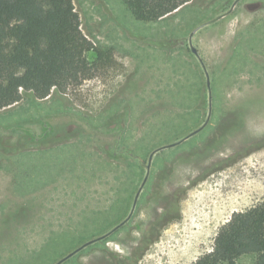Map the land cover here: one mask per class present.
<instances>
[{
    "label": "rangeland",
    "instance_id": "1",
    "mask_svg": "<svg viewBox=\"0 0 264 264\" xmlns=\"http://www.w3.org/2000/svg\"><path fill=\"white\" fill-rule=\"evenodd\" d=\"M232 1L189 0L145 23L120 0H72L106 58L87 55L103 66L78 87L0 110V264H104V246L129 255L174 207L137 264H193L233 212L264 200V36L251 32L264 14L245 7L264 0L211 23ZM209 94V126L191 135ZM142 184L121 230L62 260L124 219Z\"/></svg>",
    "mask_w": 264,
    "mask_h": 264
},
{
    "label": "trees",
    "instance_id": "2",
    "mask_svg": "<svg viewBox=\"0 0 264 264\" xmlns=\"http://www.w3.org/2000/svg\"><path fill=\"white\" fill-rule=\"evenodd\" d=\"M120 1L133 19L145 23L157 22L189 2ZM80 26L72 0H0V110L25 95L44 100L52 92L78 87L94 76L103 65H96L87 55L97 52L99 59L106 56L97 51ZM178 216L175 207L173 213H161L127 256L104 246V264H137L161 229ZM244 255H252L254 264H264V200L233 212L218 228L212 249L193 264H236Z\"/></svg>",
    "mask_w": 264,
    "mask_h": 264
},
{
    "label": "flooded vegetation",
    "instance_id": "3",
    "mask_svg": "<svg viewBox=\"0 0 264 264\" xmlns=\"http://www.w3.org/2000/svg\"><path fill=\"white\" fill-rule=\"evenodd\" d=\"M190 1H194V0H190ZM230 0H225V3L227 2H229ZM242 0H233L232 1V3L230 4V7H229V9H227L226 11H224V12H222L221 14H219L217 17H214V18H210V20H211V23H213V24H217V23H219V22H221V20H223V19H225V18H227L228 16H230L231 14H232V12L234 11V9L236 8V6H237V4H239L240 2H241ZM245 7L247 8V9H249V10H251L252 11V13H255V14H258L259 12H261V13H263L264 14V2H262V1H258V2H248L246 5H245ZM209 20V21H210ZM255 25L253 24V26H254V29H255V31L256 32H258V29H260V28H263L264 27V15H262V17L260 18V19H257L256 21H255ZM197 30V29H196ZM195 30V31H196ZM235 47V45L232 47V48H234ZM193 49V50H192ZM190 52L194 55V57H196V59H197V61H198V63H199V67H200V71L203 73V75H204V77H205V87H206V89L208 90V86L209 85H211L210 84V78H209V75H208V73L206 72V65H204V63L202 62V60H201V57H199V55L197 54L198 53V51H196V49L194 48V47H190ZM200 58V59H199ZM263 61V60H262ZM201 73V74H202ZM208 97H209V101H210V103H209V110H208V112L206 111V116H205V120H204V122H202L201 123V125H200V127H198V128H195V130L193 131V133L191 134V135H193V134H195V133H198L200 130H202V129H204L205 127H208L209 125H208V120H209V118H211V114H212V104H211V98H210V94L208 95ZM88 114H89V112H87ZM77 114H78V116L81 118V119H83V121H84V123H86L87 124V122H86V119H87V116H86V114L85 113H82V112H80V111H77ZM82 115V116H81ZM84 116V117H83ZM88 125V124H87ZM220 125H221V122H219V125H218V127H220ZM89 126V125H88ZM111 126V125H110ZM107 129H110V127H108ZM78 131V130H77ZM189 137V136H188ZM188 137H186L185 139H187ZM74 139V138H73ZM184 139V140H185ZM157 151V150H156ZM156 151H154V152H156ZM143 187H144V184H142V186L137 190V197H136V199H135V201L137 200V198H138V196H139V194L141 193V191H142V189H143ZM155 193H156V191H155ZM133 212V211H132ZM131 212V214L129 213L124 219H122L121 221H119L118 223H116L112 228H111V230L108 232V235H106V236H104L103 238H106L107 236H109V235H114V234H116L119 230H121L129 221H130V219L132 218V215H133V213ZM103 238H101V239H103ZM101 239H99V240H101ZM96 241H98V240H96ZM93 243V242H92ZM92 243H90V244H92ZM90 244H87V245H85L84 247H82L78 252H76L77 254L82 250V249H84L86 246H89ZM73 256H75V255H73Z\"/></svg>",
    "mask_w": 264,
    "mask_h": 264
},
{
    "label": "crops",
    "instance_id": "4",
    "mask_svg": "<svg viewBox=\"0 0 264 264\" xmlns=\"http://www.w3.org/2000/svg\"><path fill=\"white\" fill-rule=\"evenodd\" d=\"M180 10H181V9H179L178 11H175V12L172 13V14H175V13L177 14ZM172 14H170V15H168V16H166V17L160 19V20H163V19H165V18L171 16ZM160 20H159V21H160ZM214 25H215V24H214ZM214 25H213V26H214ZM213 26H212V27H213ZM197 32H199V29H197L194 33L196 34ZM251 32L254 33V34H256V35H259V36H260V35H263V36H264V27L258 29V32H256L255 29H253ZM194 33L192 34V37H191V39L193 38V40H194V41L192 40V42H193L192 44H194V43L196 42V41H195V38H196V37H195V34H194ZM250 50H252V49H250ZM254 52H256V53L258 54L257 56H261V57H262V55L264 56V52H263L262 50H261V51H260V50H257V51H254ZM230 53H231V52H230ZM228 57H229V56H228ZM228 57H227V58H228ZM191 62H194V61L192 60ZM227 65H229V64H227Z\"/></svg>",
    "mask_w": 264,
    "mask_h": 264
},
{
    "label": "water",
    "instance_id": "5",
    "mask_svg": "<svg viewBox=\"0 0 264 264\" xmlns=\"http://www.w3.org/2000/svg\"><path fill=\"white\" fill-rule=\"evenodd\" d=\"M192 50H193V49H192ZM137 194H138V193H137ZM136 197H137V195H136ZM136 197H135V199H136ZM134 205H135V200L133 201V205H132V209H131V211H130V214H131V212L133 211ZM106 235H108V233L105 234V235H103V236H101V237H99V238H97V239H95V240H91V241H89L87 244H90V243H92V242H94V241H96V240H99V239L103 238V237L106 236ZM87 244H86V243L83 244L82 246H80L79 248H77L75 251H73L72 253H70V255L64 257V259H62V260L68 259L70 256L74 255L76 252H78L82 247H84V246L87 245Z\"/></svg>",
    "mask_w": 264,
    "mask_h": 264
}]
</instances>
